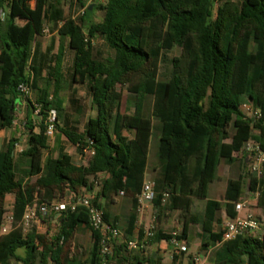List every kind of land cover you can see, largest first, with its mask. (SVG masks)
Listing matches in <instances>:
<instances>
[{
  "label": "trees",
  "instance_id": "obj_1",
  "mask_svg": "<svg viewBox=\"0 0 264 264\" xmlns=\"http://www.w3.org/2000/svg\"><path fill=\"white\" fill-rule=\"evenodd\" d=\"M16 1L24 25L17 24L10 1L0 0V129L8 131L16 122V108L24 97L21 85H28L37 98L33 103L25 97L29 103L23 121L26 148L17 154L16 140H10L0 150V264H100L101 235L91 228L85 208L63 212L61 226L50 239L34 226L25 233L21 224L27 206L36 199L42 204L64 199L70 192L91 193L97 184L95 205L123 233L111 264H164L161 257L127 249L136 236L138 196L146 181L153 121L160 125L151 203L156 214L180 211L186 219L189 216L183 239L188 225L200 224L202 249L215 248L213 264H264V237L246 233L222 243L221 212L225 207L229 218H234L240 183L229 182L224 204L209 199L223 162L242 161L235 154L251 140L264 151V0H224L216 14L213 0H95L88 6L87 0ZM66 7L76 12L67 14ZM84 8L85 14L77 16ZM98 11L103 13L101 21L95 20ZM47 29L67 42L57 54H52L53 46L40 52L39 39ZM97 39L104 41L113 57L96 54ZM175 49L180 54L169 59ZM66 50L74 54L68 84ZM167 60L171 72L161 80V65ZM134 76L138 81L132 83ZM43 80L45 88L40 87ZM128 84L130 95L123 112L117 89ZM74 85L87 88L97 111L84 131L71 122L61 95ZM245 102L262 110L263 117L255 124L242 112ZM131 104L133 113L128 112ZM37 106L40 112L35 118ZM51 111L56 112L54 128L59 137L80 155L88 146L94 149L86 165H76L64 145L57 157L51 154L47 135ZM248 187L259 191V205L264 207V174ZM9 195L15 196L14 221L11 231L2 234ZM119 199L132 203L124 215L115 212ZM195 200L206 201L203 215L190 212ZM83 230L90 232L92 243L86 259V253L81 256L71 250L74 236ZM153 240L170 242L171 235L158 233Z\"/></svg>",
  "mask_w": 264,
  "mask_h": 264
},
{
  "label": "built area",
  "instance_id": "obj_2",
  "mask_svg": "<svg viewBox=\"0 0 264 264\" xmlns=\"http://www.w3.org/2000/svg\"><path fill=\"white\" fill-rule=\"evenodd\" d=\"M88 5L94 3L95 0H87ZM224 0H213L214 11L217 12L218 7ZM86 8L79 11L77 16H82L85 14ZM4 11H1V18H4ZM20 91L24 97L28 96L31 89L28 85L23 84L20 86ZM40 112V107L37 106V110L34 113L38 117ZM243 114L255 124L262 119V110L259 106L251 102H245L242 105ZM56 120V112L51 111L48 118L49 127L47 135L52 137L55 134L54 122ZM39 131V128H36ZM95 155V151L91 146L84 149L85 162H87ZM235 156L247 162L249 166V173L254 179L260 181L264 174V151L261 150L260 145L256 141L246 142L243 149L236 153ZM124 193L121 192V196ZM257 196L260 197V193L257 190ZM95 195L86 193L82 191L79 194L70 192L64 199H55L50 203H42L36 199L31 205H28L26 212L22 221V226L24 232L27 233L33 223L42 218H47L50 216L57 215L66 211L75 212L78 208L82 207L88 211L89 222L91 228L98 231L101 235V246H100V264H111V257L114 254L115 245L123 239V233L117 225L109 222L105 218L104 211L98 208L94 202ZM155 197L154 193V181L146 180L141 194L138 196V225L142 223L143 216L149 204L152 203ZM166 198L168 195L165 196ZM166 202V199L164 200ZM248 201H238L234 204L235 206V216L234 218H226L223 223L224 235L222 238V243L230 242L237 239L239 236L246 233H256L262 227V221L252 212L248 211ZM13 208L14 205L6 207L7 214L5 216L3 225L1 227V233L7 234L11 231L13 225ZM137 232V231H136ZM158 234L157 229L150 227L144 232L139 231L135 239L127 243V249L131 252L135 251H146L148 242L153 240ZM219 243L217 246H220ZM170 244L175 250H179L182 253L188 251V243L186 239H183L182 233L179 231H174L171 235ZM215 248H211L205 253L197 254L193 257V264H206L208 260L212 257Z\"/></svg>",
  "mask_w": 264,
  "mask_h": 264
},
{
  "label": "rangeland",
  "instance_id": "obj_3",
  "mask_svg": "<svg viewBox=\"0 0 264 264\" xmlns=\"http://www.w3.org/2000/svg\"><path fill=\"white\" fill-rule=\"evenodd\" d=\"M10 4V10L12 12V14L15 16L16 22L19 25H24L26 22L25 16L22 13L20 7L17 4L16 0H9ZM235 1H242V0H235ZM33 6L35 5L34 3L32 4ZM66 12L67 14H74L72 10H70L68 7H66ZM215 13V12H214ZM216 14V13H215ZM103 18V13L98 11L95 14V20L96 21H101ZM55 39V37L52 36L51 33H48V29L46 30V35H44V37L41 38V49L40 52L44 53L46 51V49L50 46L51 44V40ZM95 51L96 54L103 57V58H107V57H112L113 53L112 51L106 46V44L103 41H96L95 42ZM180 49H175L171 54H169V59L172 56H178L180 54ZM53 54L56 53V51L52 52ZM72 56L69 54V52H67L66 58H65V75H66V80L67 82L65 84H68V82L71 79V69H72ZM171 72V64L169 62V60H167V62H163L161 65V69H160V74H159V78L161 80H166L167 78H169ZM138 81V76H134L132 83H135ZM45 83V82H44ZM46 84V83H45ZM130 88H131V84H128L127 86L121 87L119 86L117 89V95L119 97H121V102H122V111L125 112L126 111V107H127V100H128V96L130 95ZM62 98L65 100L66 102V107H67V112L68 114L70 112H74L76 114V117L78 119H80L79 123L76 125L81 131H84L85 127H86V123H87V119L88 117H92V116H96L97 112L96 110L93 108L92 106V98L90 97V95L88 94L87 88L83 85H74L73 87L70 88H66V90H64L62 93ZM33 103H35V100L37 98V94L35 91H31L28 96H27ZM74 100V103H73ZM22 102L24 103V105H17L16 108V112H17V116H16V122H15V126H14V130L12 131H5L1 133V129H0V149L1 148H5L7 142L9 139L12 140H16V150H17V154L20 153L21 151H23L28 143V131L26 130L25 126H24V119H22V115L23 113L21 111L26 110L29 106L28 101L26 100L25 97L22 98ZM151 104L150 99L148 100L147 104H146V108H149ZM23 107V109H22ZM129 110L128 112L133 113L134 112V105L131 104L130 106L128 105ZM22 109V110H21ZM147 110V109H146ZM26 112V111H24ZM78 112V113H77ZM26 117V116H24ZM35 118H37V116L35 115ZM158 123V122H157ZM156 124V121H155ZM234 133V127L231 126L230 127V134ZM57 134L55 133L52 137L49 138V147H50V152L54 151V149H56L57 146ZM60 143L62 145H64L67 149V153H69L72 157L73 162L76 165H86L85 162V157L82 155H78L77 152L74 150L76 149L75 146L71 145L70 143L67 142V140L64 137H60ZM159 140H160V135L157 132V130H154V134H153V142H152V146L150 148V159L151 162L153 163V159L155 157V145L158 144L159 146ZM159 148V147H158ZM149 151V150H148ZM158 153V151H157ZM47 157V153L45 154ZM158 159V157H157ZM239 160H242L240 158H238ZM225 170H231V171H235V174H237V179H231L230 181H238L240 183V197L238 199V201H248V211L252 212L253 214H255L261 221H262V227L260 230H258L255 234L257 237L259 238H263L264 237V207H262L261 205H259V198L257 196V191L253 192L249 190L248 185L250 184L251 180L253 179V176L248 172L249 168L248 165L245 164V166L243 167L242 171L239 170L238 168H233L231 167V165H228L226 163H224L221 166V171L224 172ZM244 172H247L246 175L242 174ZM150 178V177H148ZM101 181H99L100 183ZM213 193H215L214 195H220V191L217 189V183H215L213 185ZM8 199H10V196H8ZM203 203V200H197ZM237 201V202H238ZM195 206L193 208V212H192V208H191V213L192 214H196L197 212H200L201 210V204L199 202H194ZM9 205H11V202L7 201L6 199V207H9ZM152 210V209H151ZM171 213H162L161 215H157L156 217L158 220H162V221H167L168 218H170ZM179 218L182 221V223L184 224L187 219H189V216L186 217L184 216V214L180 213L179 214ZM157 220V221H158ZM173 222V221H172ZM34 229L36 230V232L40 235H44L46 237H48V239L51 238L52 235H54L59 228L57 227H53L50 225H46V227H42L41 229H39L37 224H34ZM174 227H177L176 225H174ZM173 227V228H174ZM143 229V228H142ZM156 229V228H155ZM180 233H182L183 229L181 227H179L178 230ZM91 235L90 232L87 230H83L81 232L76 233V235L74 236V239L71 243V250L72 252H80L81 256H84V254L86 253V256L83 257V259L88 256L89 251L91 249ZM23 251H19V255H23ZM13 264H22L21 262L15 261ZM207 264H213L211 258L208 260Z\"/></svg>",
  "mask_w": 264,
  "mask_h": 264
},
{
  "label": "crops",
  "instance_id": "obj_4",
  "mask_svg": "<svg viewBox=\"0 0 264 264\" xmlns=\"http://www.w3.org/2000/svg\"><path fill=\"white\" fill-rule=\"evenodd\" d=\"M52 36L55 37V39L51 40V44L49 47L53 46L52 52L56 51L55 54H57L59 52L60 45H63V43H64V45L66 47L67 42L61 41L57 34H52ZM99 40L103 41L102 39H97L96 41H99ZM40 42H41V38L39 39V43ZM48 48L46 49V51L48 50ZM40 49H41V43H40ZM67 52H69V54L74 58L73 52H71L69 50L65 51V58H66ZM65 58H64V72H65ZM73 58H72V62H73ZM101 58H103V57H101ZM44 82L46 83L45 80L41 81L40 87L45 88L47 86ZM52 87H53V85H51V89H52ZM19 104L24 105V103L22 101L18 102V105ZM22 109H23V107H22ZM24 111H26V112H24ZM21 112L23 113L22 119H25L24 116H26V114L28 113V108L26 110L23 109V111H21ZM66 113L69 116V118L71 119V122L73 124L77 125L80 122L79 121L80 119H78L76 117V114L74 112H70L68 114L67 107H66ZM96 116L88 117L87 123H88L90 118H95ZM14 126H15V124H14ZM14 126L10 129V131L14 130ZM153 126H154V129H156L160 135V132H159L160 125L157 122L155 124V121H153ZM5 131L6 130H1V133L5 132ZM60 139L61 138L59 136H57L56 149H54V151L51 152V154L54 157L58 156L59 149L62 146V144L60 143ZM10 140H12V139H9L8 142ZM152 142H153V137H152L150 147H149L147 175H146V180H150V181H154V178H155L157 170H158L157 167H158V162H159L157 159V157H158L157 151H158V147H159L158 144H156L154 146L155 147V157L153 159V163L151 162L150 148L152 146ZM0 150H3V148H1ZM74 150L77 152L76 149H74ZM66 152H68L67 149H66ZM16 153H17V150H16ZM77 154L80 155L78 152H77ZM242 161L236 162L234 164H228V165H231V167L238 168L239 170L242 171L245 164L248 165L246 161H244V160H242ZM223 164H224V162L220 165L219 171L217 174V179L211 185L210 190H209V199L215 200V201L222 203V204H224L226 202L225 201V194H226V190L228 188L230 180L231 179H237L236 178L237 174H235L234 170L233 171L225 170L224 172L221 171V166ZM248 168H249V166H248ZM246 174H247V172H244L242 174V176L246 175ZM148 177H150V178H148ZM102 180H103V177L100 178V181H102ZM215 183H217V189L220 191V195H214L215 193L212 194L213 185ZM99 189H100V186H99V184H97L95 186V189L93 190V192H91L89 194L96 195V193ZM9 196H10V199H8V197H7V201L11 202L10 206H12L15 203V196L14 195H9ZM194 202H199L201 204V210H200V212H197L196 214L203 215L204 211H205V207H206V201H203V203H202L200 201L195 200ZM194 202L192 205V212H193V208L195 206ZM131 206H132V203L130 205V203L127 200H125L123 203V201L121 199H119V203L115 207V212L118 215H124L125 211H128ZM179 214H180V211H174L171 214L170 218H168L167 221L158 220L156 217V211L154 210L153 206L151 204H149L146 211H145V214L143 216L142 223H140L141 224L140 227H139L138 223L136 225V231H137L136 236L138 235L139 231L144 232L146 229H148L150 227L156 228L158 233H166V234L172 235V233L174 231L179 230V227H181L182 229L184 228L185 223L184 224L182 223V221L179 218ZM221 215H222L223 222L226 220V218H229L225 207H223ZM34 224H37L39 226L38 227L39 229H41L42 227H46V225H50V226L57 227V228H59L61 226L60 222H59V218H57V215L47 217L46 219L42 218L41 220H38L35 223H33V225ZM174 225H176L177 227H174ZM214 229H216V227ZM202 234H203V228L200 224H190V225H188L187 235H186V240L188 243V245H187L188 251L186 253H182L179 250H175L169 241L168 242H166V241L157 242L156 240H151L148 242V246H147L146 251L144 253L147 257H157V256L161 257L163 259L164 264H193V257L195 255H197L199 253L200 254L205 253L204 249H202L203 248L202 247V241H203Z\"/></svg>",
  "mask_w": 264,
  "mask_h": 264
},
{
  "label": "water",
  "instance_id": "obj_5",
  "mask_svg": "<svg viewBox=\"0 0 264 264\" xmlns=\"http://www.w3.org/2000/svg\"><path fill=\"white\" fill-rule=\"evenodd\" d=\"M93 9V6L89 7V10L91 11ZM62 216V213L57 214V218H60Z\"/></svg>",
  "mask_w": 264,
  "mask_h": 264
}]
</instances>
